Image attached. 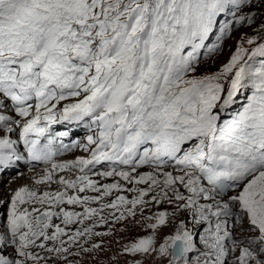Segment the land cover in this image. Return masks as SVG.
I'll list each match as a JSON object with an SVG mask.
<instances>
[{
	"label": "snow or ice",
	"instance_id": "snow-or-ice-1",
	"mask_svg": "<svg viewBox=\"0 0 264 264\" xmlns=\"http://www.w3.org/2000/svg\"><path fill=\"white\" fill-rule=\"evenodd\" d=\"M251 6L264 0H0V174L24 158L22 142L28 161L50 165L35 183L64 186L42 193L23 186L0 197V264H74L102 247H84L82 237L107 233L69 234L68 226L97 216L107 223L105 208L124 220L163 201L190 211L202 231H177L158 247L154 236L142 237L125 253L171 255L167 264H190L185 254L193 251L192 264H264V43L249 55L244 44L257 39L249 37L218 70L199 71L200 50L218 53L235 25L253 22L244 12ZM86 120V142L57 143L69 133L53 135L51 125ZM70 147L88 156L57 162ZM105 163L95 175L146 187L98 210L89 204L124 190L86 174ZM72 169L82 174L54 181L56 171ZM89 190L96 195H80ZM167 218L160 211L149 227Z\"/></svg>",
	"mask_w": 264,
	"mask_h": 264
},
{
	"label": "rangeland",
	"instance_id": "rangeland-1",
	"mask_svg": "<svg viewBox=\"0 0 264 264\" xmlns=\"http://www.w3.org/2000/svg\"><path fill=\"white\" fill-rule=\"evenodd\" d=\"M249 11L255 14V19L253 22L250 24L244 22L240 25H235L228 36L225 37L222 47L218 53H213L210 56H202L199 66V71L201 73L214 72L218 70L224 63L228 61V59H230V56L235 51V48L249 37H257L256 42L253 45H247L246 43L244 44V46L249 49V55L251 53L252 47H255L258 43H264V39H261V37H264V31H262L260 28V26L264 24V7L251 6L250 8H244L245 13ZM226 17L227 19L231 18L230 16L223 17L221 21L222 23L224 20H227ZM245 58L247 59V56ZM259 59L260 57L257 56L255 60L249 62L254 63ZM249 94V92L244 91L238 95L237 100H239L241 97L243 98L236 110H239L240 106L246 102V96ZM84 136L87 137L86 134L81 137ZM81 142L82 141H80V143ZM71 153L86 155V153L81 151L79 147H73ZM29 166L33 168L37 167L34 165ZM29 166H26V168ZM40 166L41 165H38V167ZM96 168L93 169L92 172L87 173L91 178L97 176L94 174L96 171L100 172L108 170L107 168ZM125 169L128 168L125 167ZM142 170L149 171L148 169ZM70 176L67 178H71ZM103 178L104 177L98 176L97 180L99 181ZM116 181H119L122 185H124V190H113L110 196L104 197L100 202L90 203L89 206L95 207L99 210L101 204L110 203L116 198L117 195H124L128 199L135 197L137 193L133 191H127L128 188L146 187V185L129 184L119 177L104 178V183L100 181L99 182L100 184H105ZM4 183V181L0 180V187H2ZM55 187L56 186H53L50 189H55ZM158 191V188L155 189L154 192L150 193L145 199L150 201L151 195ZM181 191L184 192L185 195L188 194L186 190L182 188ZM73 192H75L74 189L69 190V194H72ZM80 195H96V193H93L89 190L85 193H80ZM69 207V210L83 212V207L80 205H69ZM160 211H166L168 213L167 222L164 225L158 226L156 229L150 228L149 225L154 223L155 220L149 219V217L154 218ZM101 215L104 217L107 223H100L99 217L97 216L91 219H86L83 224L74 223L68 226L69 234H71L77 228L83 230L85 227H92L94 232L107 233L106 235L94 236L92 238L87 236L82 237L79 243L84 247L91 249V245L93 243H100L102 247L100 249L90 251L88 254H82L81 256H78L82 259V261L77 262L75 259L74 264H136V261H140L141 264H167L168 260L172 258L171 255L164 257H161L157 254H152L151 256H143L139 254L134 255L125 253L123 249L125 246L131 245L138 239L146 236H154L155 245L158 247L159 244L165 243L168 237L175 235L177 231L183 232L187 230L188 232L192 233L193 237L196 236V233L202 231L201 225L193 222L190 211H180L177 209V203H168L167 201H163L160 204L149 203L148 205L143 206V212H141L140 206H138L135 216H128L124 220L116 219V217L120 215V211L115 209L105 208ZM54 223H60V219L55 220ZM64 239H67V237H64ZM168 243L170 244L171 242L168 241ZM197 243L200 250H202V245L199 244V241H197ZM169 253H171V247L169 248ZM185 256H190V264H192V262L196 260L197 252L193 251L191 254L186 253ZM177 264H183V260L178 261Z\"/></svg>",
	"mask_w": 264,
	"mask_h": 264
},
{
	"label": "bare ground",
	"instance_id": "bare-ground-1",
	"mask_svg": "<svg viewBox=\"0 0 264 264\" xmlns=\"http://www.w3.org/2000/svg\"><path fill=\"white\" fill-rule=\"evenodd\" d=\"M242 98L243 97H241L239 100L236 101V104L234 105V110L239 106V104L242 101ZM64 123H66V122H64ZM80 141H82L81 143L86 142V137L85 136L81 137L80 140H78V142H80ZM80 150L83 151L82 148H80ZM79 156H88V153H86V155H81V154L78 155L77 153H71L70 152V153H67V154L59 157V158H56L55 160L57 162H63V161H67V160H75ZM23 166L24 165H22L20 162H18L16 164V166L13 167L14 169L3 172L0 175V178H1L0 180L5 182L4 185L2 187H0V197L10 196V194H12L15 190H17L18 188L23 187V186H27L31 190H35L38 193H42L44 191L54 192V191H58V190H63L64 186L60 185L58 182H48V183H43L40 185H37L35 183V181L37 179H39L41 176H43L45 174V170L50 168L49 164H44V165H41L40 167H38V165H37L36 168L30 167L29 165H25L24 167ZM26 166H29V167L26 168ZM142 169L150 170L147 167L141 168L139 170L144 171ZM125 170H129V169H125ZM96 172H98V171H96ZM81 174L82 173H80L76 169L71 170V171L66 170L64 172L56 171L54 174V181H58V178L60 175L65 176V178H67L68 176L71 175L70 176L71 178H75V176L81 175ZM97 178H98V176H94L92 179L97 180ZM99 181L104 183V178L99 180ZM53 186H56L55 189H50ZM27 206L28 205H25V207H27ZM65 207L67 209L70 208L69 205H65ZM55 220H57V219H54V221ZM75 259L77 262L82 261V259L80 257H76Z\"/></svg>",
	"mask_w": 264,
	"mask_h": 264
},
{
	"label": "water",
	"instance_id": "water-1",
	"mask_svg": "<svg viewBox=\"0 0 264 264\" xmlns=\"http://www.w3.org/2000/svg\"><path fill=\"white\" fill-rule=\"evenodd\" d=\"M173 251V249L171 248V252Z\"/></svg>",
	"mask_w": 264,
	"mask_h": 264
}]
</instances>
